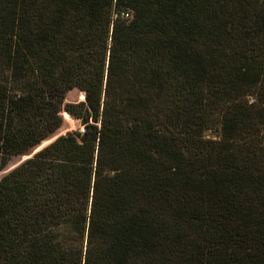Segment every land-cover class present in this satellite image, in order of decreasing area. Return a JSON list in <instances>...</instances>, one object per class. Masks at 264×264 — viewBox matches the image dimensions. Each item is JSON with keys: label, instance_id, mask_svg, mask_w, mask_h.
<instances>
[{"label": "trees", "instance_id": "1", "mask_svg": "<svg viewBox=\"0 0 264 264\" xmlns=\"http://www.w3.org/2000/svg\"><path fill=\"white\" fill-rule=\"evenodd\" d=\"M263 131L264 0H0V264H264Z\"/></svg>", "mask_w": 264, "mask_h": 264}, {"label": "rangeland", "instance_id": "2", "mask_svg": "<svg viewBox=\"0 0 264 264\" xmlns=\"http://www.w3.org/2000/svg\"><path fill=\"white\" fill-rule=\"evenodd\" d=\"M81 96H82V93L79 90H77V89L72 90V91H70L68 93L66 102L67 103H79V102H82V101H84L83 100L84 97L81 98ZM81 128H82V126H81L79 120H76V119L72 118L68 113H64V124H63L62 128L58 131L56 136L53 138V140H55L57 137H59L61 135H64V134H66L68 132H72V131H75V130H79ZM205 137L207 139H218L219 138V130L216 129V128H214L213 130H209V131H207L205 133ZM256 140L258 142H260V143L264 142V131L258 137H256ZM26 158H27V156L14 158L11 161V163L9 164L8 168L6 170L0 172V180L9 171L14 169L18 165H20Z\"/></svg>", "mask_w": 264, "mask_h": 264}, {"label": "built area", "instance_id": "3", "mask_svg": "<svg viewBox=\"0 0 264 264\" xmlns=\"http://www.w3.org/2000/svg\"><path fill=\"white\" fill-rule=\"evenodd\" d=\"M128 17V16H127Z\"/></svg>", "mask_w": 264, "mask_h": 264}]
</instances>
